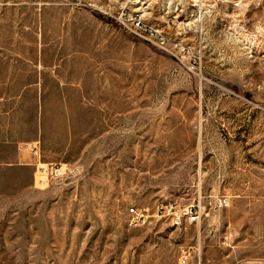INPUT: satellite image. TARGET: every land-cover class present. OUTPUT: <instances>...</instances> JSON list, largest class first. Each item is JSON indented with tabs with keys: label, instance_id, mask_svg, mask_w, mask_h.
Masks as SVG:
<instances>
[{
	"label": "rangeland",
	"instance_id": "1",
	"mask_svg": "<svg viewBox=\"0 0 264 264\" xmlns=\"http://www.w3.org/2000/svg\"><path fill=\"white\" fill-rule=\"evenodd\" d=\"M0 264H264V0H0Z\"/></svg>",
	"mask_w": 264,
	"mask_h": 264
},
{
	"label": "built area",
	"instance_id": "2",
	"mask_svg": "<svg viewBox=\"0 0 264 264\" xmlns=\"http://www.w3.org/2000/svg\"><path fill=\"white\" fill-rule=\"evenodd\" d=\"M198 1V0H194ZM118 20L122 23L130 25L134 29L143 33H150L154 37H161L163 30L154 28L152 25L146 22L143 15L136 12H121ZM38 169L42 172L51 173L54 176H60L63 174V166H51L46 163H39ZM157 213L161 217L170 219L172 225L182 226L184 224L200 223L203 216V211L199 204L189 203L186 205H180L173 201H163L157 205ZM150 210L146 206L132 205L129 208V224L139 225L144 223L148 217H150Z\"/></svg>",
	"mask_w": 264,
	"mask_h": 264
},
{
	"label": "bare ground",
	"instance_id": "3",
	"mask_svg": "<svg viewBox=\"0 0 264 264\" xmlns=\"http://www.w3.org/2000/svg\"><path fill=\"white\" fill-rule=\"evenodd\" d=\"M233 1H237V0H233Z\"/></svg>",
	"mask_w": 264,
	"mask_h": 264
}]
</instances>
